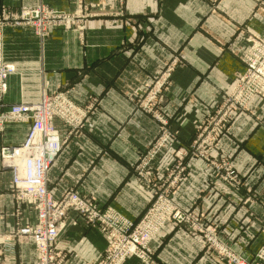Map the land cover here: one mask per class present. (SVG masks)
I'll return each instance as SVG.
<instances>
[{
    "label": "crops",
    "instance_id": "0c3cea01",
    "mask_svg": "<svg viewBox=\"0 0 264 264\" xmlns=\"http://www.w3.org/2000/svg\"><path fill=\"white\" fill-rule=\"evenodd\" d=\"M39 1L68 16L81 15L82 8L91 16L83 31L52 28L42 40L15 19ZM248 36L264 37V0H0V62L21 70L7 79L2 105L36 101L45 87L78 107H92L76 131L54 122L62 142L47 172L54 198L76 192L136 225L155 204L156 190L167 185L165 177L179 166L182 177L167 186L170 204L213 224L231 212L222 233L249 260L264 245V220L248 214L264 201V100L255 97L238 111L212 150V157L228 159L241 178L245 206L221 198L210 184L215 170L184 152L195 127L243 72ZM169 69L155 103L144 110L141 98ZM157 118L173 136L150 160V148L161 136ZM27 128L17 124L1 130L0 149L21 144ZM11 178L0 159V264H36L31 240L12 247L4 241L18 221L36 219L31 207L14 199ZM57 245L66 264H98L107 236L98 226L70 218ZM149 247L154 264H218L199 236L171 221Z\"/></svg>",
    "mask_w": 264,
    "mask_h": 264
},
{
    "label": "built area",
    "instance_id": "2783aa9c",
    "mask_svg": "<svg viewBox=\"0 0 264 264\" xmlns=\"http://www.w3.org/2000/svg\"><path fill=\"white\" fill-rule=\"evenodd\" d=\"M90 14L81 16L66 15L48 8L40 1L36 6L24 7L15 18L26 28H32L40 38L48 36L52 27L64 30L82 31L77 25ZM77 23V24H76ZM246 50L241 58L243 72L236 75L231 90L222 101L211 111L204 121L194 130V138L185 149V154L203 159L210 163L216 172L211 185L222 197L238 199L240 180L231 170L230 162L224 157H212V150L231 124L238 111L247 109L249 102L255 98L264 100V37L248 36ZM20 68L15 64L0 62V131L11 125H26L27 132L23 142L17 146H5L0 149L2 166L11 172V193L20 204L29 206L35 212L32 224L17 222L12 236L6 238L9 247L21 240H31L36 250V264H66L57 242L64 232L68 219H79L87 226H98L107 236V247L103 258L98 264H123L129 259H137L142 264H154L151 259L150 243L168 222L175 224L187 222L178 210L167 203L164 220H155L161 212L158 206L162 196L149 209L146 217L136 225L128 224L112 209L101 210L96 201L76 192H65L54 198L47 186L48 169L62 148L59 133L54 126L59 121L70 132L80 129L84 118L91 108H81L71 102L64 94L49 93L45 87L40 88L36 101H21L19 104L3 108L2 100L7 91V79L19 75ZM171 70L165 73L148 87L140 105L150 110L160 90L170 78ZM162 125L161 136L150 148L149 158L152 160L173 135L164 130L165 121L157 118ZM149 160V161H150ZM148 161L145 162L147 164ZM176 175L171 173L168 188L175 186L179 179L177 174L182 167L175 168ZM174 175V176H173ZM173 176V177H172ZM172 177V178H171ZM76 219H75V218ZM171 220H167V219ZM224 223V221H223ZM208 249L219 256L220 253L230 257L233 264H264V247L258 251L255 261L246 263L235 256L232 248L222 247L215 234H204ZM222 245V246H221Z\"/></svg>",
    "mask_w": 264,
    "mask_h": 264
},
{
    "label": "rangeland",
    "instance_id": "374dc122",
    "mask_svg": "<svg viewBox=\"0 0 264 264\" xmlns=\"http://www.w3.org/2000/svg\"><path fill=\"white\" fill-rule=\"evenodd\" d=\"M87 9H84V8H82V13H81V15H85V14H88V13H85L84 11H86ZM55 11V10H54ZM58 12V11H57ZM63 13V12H62ZM81 15H79V16H81ZM87 18H89V17H87ZM86 18V19H87ZM86 19H84V20H86ZM84 20H82V22H80V24H78L77 26L78 27H82V31H83V22H84ZM77 24V23H76ZM52 28H58V27H52ZM52 28H49V30H48V36L47 37H44V38H40V37H38L37 36V34H36V32H35V30H33L32 28H30V29H32L33 30V33L35 34V36H37L39 39H42V40H44V39H47L48 37H49V35H50V30L52 29ZM62 28V27H61ZM74 30H76V27H74ZM141 99H143V97L141 98ZM5 147V146H4ZM3 148V147H2ZM207 162V161H206ZM2 163V162H1ZM213 169H214V167L210 164V163H208ZM230 166H231V164H230ZM231 170L233 171V173H234V175L236 176V178L237 179H239L240 180V184H241V186H240V191H239V198H241V200H238V199H228V198H224V197H222V195H220L217 191V193L220 195V197L221 198H223L224 200H226V201H229V202H232V203H235V204H237V205H246L249 201H245L244 200V197H243V195H242V193H241V190H242V180H241V178L234 172V170H233V168L231 167ZM183 171H184V169H183ZM183 171L180 173V174H177V177L178 178H181L182 176V174H183ZM174 175H176V173L174 174ZM173 175V176H174ZM172 176V177H173ZM171 177V178H172ZM216 177V176H215ZM215 177L212 179V180H214L215 179ZM171 179H169V177L167 178V177H165V179H164V183H166L167 181L169 182ZM212 180H211V182H212ZM211 184V183H210ZM167 185H168V183H167ZM167 185L165 186H160L157 190H156V200L158 201V195L159 196H162L163 198H161L160 199V202L159 203H157V205L158 206H161L162 205V207H161V209H160V213L156 216V218H155V220H164V216H162L161 214L162 213H164L165 214V217H166V213H167V210H169V209H167V207L165 206V204H167V203H171V201H170V199H169V193H168V190H167ZM212 186V185H211ZM213 188V187H212ZM215 190V189H214ZM262 205H264V201H263V204ZM262 205H259V207L257 208V207H255L253 210L252 209H250L249 211H248V214H250L252 217H254V218H257V219H261V220H264V210L262 211V212H260L259 210V208L262 206ZM173 207V206H172ZM173 208H175L176 210H178L176 207H173ZM252 208V207H251ZM149 211V210H148ZM179 212H180V214L182 215V218H183V220H187V222H185V223H182V224H176L177 226H182V227H184V229H185V231L188 233V234H190L191 236H199L202 240H203V243H204V247H205V250H206V253L207 254H209V255H211L212 257H214L216 260H217V262H218V264H233L232 262H231V259H230V257L228 256V255H226V254H222V253H220L219 254V256L216 254V252H214L213 253V251L212 250H210V249H208V247H207V245H206V241L204 240L205 238H204V235L202 234V233H204V234H207V233H214L215 234V236H217L218 238H221L220 240V244H223V246L222 247H225V248H227V249H230V248H232L233 250H235L236 252H237V255L235 256V258H237V257H239V258H241V260H243L244 262H246V263H252V262H254L255 261V258H256V255H258V251L261 249V248H263L264 247V245L261 247V248H259L256 252H255V254L252 256V258H250L249 260H246L243 256H242V254H240V252L239 251H237V249L235 248V247H233L229 242H228V240H227V238L224 236V234L222 233L223 232V228L229 223V221L231 220V217H232V213L231 212H229V211H227V212H225L219 219H218V221L216 222V223H212V222H210V221H207L203 216H201V214H198V213H195L193 210H188V211H182V210H178ZM146 215H147V213L145 214V216L141 219V220H143L145 217H146ZM261 217V218H260ZM167 220H171V219H167ZM223 221H224V223H223ZM169 222V221H168ZM171 222H173V221H171ZM174 223V222H173ZM175 224V223H174ZM162 229V228H161ZM160 229V230H161ZM261 232H262V234H263V236H264V221H263V223H262V227H261ZM208 244V243H207Z\"/></svg>",
    "mask_w": 264,
    "mask_h": 264
}]
</instances>
